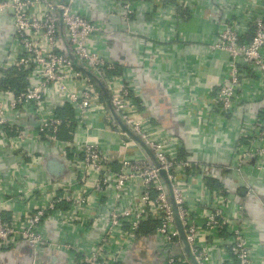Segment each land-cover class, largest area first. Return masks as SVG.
<instances>
[{
    "label": "built area",
    "instance_id": "built-area-1",
    "mask_svg": "<svg viewBox=\"0 0 264 264\" xmlns=\"http://www.w3.org/2000/svg\"><path fill=\"white\" fill-rule=\"evenodd\" d=\"M84 1L0 0V16L11 25L0 55V157L8 148L19 168L43 158L26 150V143L59 146L72 167L68 179L33 182L26 191L9 190L0 169V251L25 245L30 264H42L44 253L56 251L65 253L66 264H127L134 249L156 237V264H193L184 250L177 215L198 264H214L209 239L218 241L221 264H264V253L246 237L250 225L244 217V198L238 197V214L230 216L229 192L207 183L203 223L193 215L186 188L200 174L216 176L206 173L192 154L171 150L170 138L156 135L150 128L151 116L140 111L133 87L123 78L121 63L95 44L98 35L106 41L120 32L129 36L135 4L148 0H114L111 13L121 15L125 27L113 33L107 31L105 20L82 8ZM160 1L194 11L192 0ZM223 23L210 49L225 51L230 60L226 77L213 89L212 103L202 116L212 122L218 114L235 111L249 70L264 76V12L244 29L235 19ZM8 69L27 73L24 89L1 87ZM67 107L85 131L82 140L76 131L71 140L58 136L64 122L59 113ZM97 112L103 113L102 123L113 132L117 146H133L136 154L115 156L89 139ZM233 157L237 159L233 170L240 176L248 163L264 161V116L244 126ZM256 168L261 170V163ZM245 190L247 197L256 194L248 182ZM17 203L24 211L15 209ZM50 220L62 234L57 240L45 229Z\"/></svg>",
    "mask_w": 264,
    "mask_h": 264
},
{
    "label": "crops",
    "instance_id": "crops-1",
    "mask_svg": "<svg viewBox=\"0 0 264 264\" xmlns=\"http://www.w3.org/2000/svg\"><path fill=\"white\" fill-rule=\"evenodd\" d=\"M192 1L195 3L193 12L187 7L175 8L174 3L166 6L160 0L137 3L129 36L120 32L106 41L98 35L95 44L101 53L121 63L123 78L133 87V96L140 111L151 116L150 128L156 135L170 138L171 150H178L180 155L192 154L206 173L216 176L217 179L200 174L186 188L193 215L203 223L207 211V183L215 190L226 188L229 192L227 214L237 215L238 197L245 199L244 217L246 224L250 225L246 232L247 240L264 253V161L248 163L242 176L232 167L237 164L234 150L244 126L257 116H264V76L249 70L235 111L228 116L218 114L214 122L203 119L205 110L212 103L213 89L226 77L230 60L225 51L210 49L211 43L223 30L225 19L239 21L242 29L250 27L256 15L264 12V0ZM81 5L95 19L105 20L107 31L113 33L125 27L121 15L111 13L116 6L114 0H85ZM112 16L117 20H111ZM10 32V22L0 16V55L6 48L7 33ZM96 116L92 124L96 128L90 131L89 139L103 149L111 150L115 156L117 152L119 156L136 154L137 149L133 146L118 147L113 132L102 123L105 122L103 113L97 112ZM75 131L79 133V140L86 137L82 127H75ZM25 148L38 153L42 160L37 163L27 161V164L16 168L13 152L8 148L2 149L0 169L9 190L21 187L26 191L33 182L63 181L70 177L72 167L61 147L46 148L41 144L26 143ZM50 159L64 163L63 173L56 176L50 172ZM260 163L262 169L258 170L256 165ZM15 177L20 184L13 181ZM245 182L253 185L255 196H245ZM37 202L42 203V200ZM15 209L24 211L20 203L15 205ZM44 226L53 239L62 236L58 234L55 221L50 220ZM155 238L134 249L127 258V264H156L159 247ZM207 243L212 249V262L221 264L218 241L209 239ZM64 254L62 251L47 252L43 254L42 261L66 264ZM0 264H30L26 246L0 251Z\"/></svg>",
    "mask_w": 264,
    "mask_h": 264
},
{
    "label": "trees",
    "instance_id": "trees-1",
    "mask_svg": "<svg viewBox=\"0 0 264 264\" xmlns=\"http://www.w3.org/2000/svg\"><path fill=\"white\" fill-rule=\"evenodd\" d=\"M119 72H121V70H119ZM26 75L27 73L25 72H16L14 69H8L5 71V77L2 81L1 87L24 89L25 88L24 82L27 77ZM59 114L61 117L64 118V122L61 125L58 136L62 140H71L73 138L75 127H78L74 116L75 114L69 107H67L65 110H61ZM181 155L184 156L185 153L183 154L181 153ZM42 264H51V263H49V261L47 262L45 261Z\"/></svg>",
    "mask_w": 264,
    "mask_h": 264
},
{
    "label": "water",
    "instance_id": "water-1",
    "mask_svg": "<svg viewBox=\"0 0 264 264\" xmlns=\"http://www.w3.org/2000/svg\"><path fill=\"white\" fill-rule=\"evenodd\" d=\"M110 19L111 20H117V17L115 18L114 16H112V17H110ZM104 96H105V98L106 99H108V94L106 93V90L104 89ZM110 107V106H109ZM110 110H111V112H113V110H112V108H110ZM120 125L125 129V130H127L129 133H131L129 130H128V128L123 124V123H120ZM132 134V133H131ZM133 137L135 138V139H138L135 135H133ZM146 149H147V151L151 154V152H150V150L146 147ZM48 164H49V170H50V172L53 174V175H60L61 173H63V171H64V164L63 163H61V162H59V161H57V160H52V159H50L49 161H48ZM161 173L162 174H164V171H161ZM176 218H177V224H178V227H179V231H180V235H181V238H182V240H183V244H184V250H185V252L187 253V255H188V257L192 260V263L193 264H198L196 261H195V259H194V257H193V255H192V253L190 252V249H189V246H188V243L186 242V237H185V232H184V229H183V227H182V225H181V222H180V220H179V218H178V216L176 215ZM54 260V259H53ZM56 260V259H55ZM54 262V261H53ZM51 264H55V262L54 263H51Z\"/></svg>",
    "mask_w": 264,
    "mask_h": 264
},
{
    "label": "rangeland",
    "instance_id": "rangeland-1",
    "mask_svg": "<svg viewBox=\"0 0 264 264\" xmlns=\"http://www.w3.org/2000/svg\"><path fill=\"white\" fill-rule=\"evenodd\" d=\"M91 141H93L92 139H90Z\"/></svg>",
    "mask_w": 264,
    "mask_h": 264
}]
</instances>
